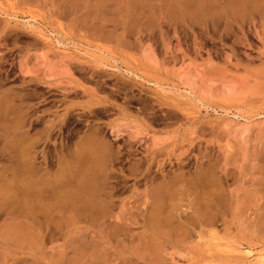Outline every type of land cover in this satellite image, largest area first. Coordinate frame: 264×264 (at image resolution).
<instances>
[{
	"label": "rangeland",
	"instance_id": "374dc122",
	"mask_svg": "<svg viewBox=\"0 0 264 264\" xmlns=\"http://www.w3.org/2000/svg\"><path fill=\"white\" fill-rule=\"evenodd\" d=\"M246 1L0 0V173L20 136L30 182L68 184L78 247L57 264H264V0Z\"/></svg>",
	"mask_w": 264,
	"mask_h": 264
},
{
	"label": "crops",
	"instance_id": "0c3cea01",
	"mask_svg": "<svg viewBox=\"0 0 264 264\" xmlns=\"http://www.w3.org/2000/svg\"><path fill=\"white\" fill-rule=\"evenodd\" d=\"M22 122L23 119L19 118L10 125L17 128ZM26 144L25 137H16L13 171L8 177L3 175L5 173H0V191L6 189L8 193L0 192V211L4 214L0 220V264H21V262L57 264L64 259L66 253L64 248L70 246V243L73 247H78L79 231L75 230L70 233L67 228L71 223L79 221V208L78 205L73 206L72 209L69 208L68 185L60 179V176L51 177L52 179H47V181L45 177H42L36 181L40 186L30 182L29 175L33 170V162ZM63 169V166H60L58 174H61ZM80 171L78 168L77 173L79 174ZM61 184L63 185L60 186ZM41 188L54 190L49 198H45L42 193L45 189ZM55 195L59 198L56 199ZM43 223H49L52 227V234H48L42 228ZM65 229H67L65 239L51 244L50 238H56V236L62 238Z\"/></svg>",
	"mask_w": 264,
	"mask_h": 264
},
{
	"label": "bare ground",
	"instance_id": "6f19581e",
	"mask_svg": "<svg viewBox=\"0 0 264 264\" xmlns=\"http://www.w3.org/2000/svg\"><path fill=\"white\" fill-rule=\"evenodd\" d=\"M245 1H246V0H245ZM248 1H251V0H248ZM254 1H255V0H252V2H254ZM257 1H258V0H257ZM257 1L253 4V5L255 6L254 8H256V9H254V10H257V8H259V7H256V5H255V4H257V3H259V5H260V2H257ZM231 2H232V1H231ZM231 2H230V3H231ZM238 2H239V1H238ZM252 2H251V3H252ZM234 3H236V2H234ZM240 3H242V2H240ZM245 3H247V1H246ZM236 4L238 5L239 3H236ZM199 5H200V4H199ZM228 5H230V4H228ZM232 5H233V4H232ZM239 5H240V4H239ZM241 5L243 6V4H241ZM241 5H240V6H241ZM248 5L250 6V8H251V7L253 8V6H251L252 4H249V2H248V4H247V6H248ZM263 5H264V4H263ZM263 5H261V7H262ZM216 6H217V5H216ZM209 7H210V6H209ZM244 7H245V6H244ZM235 8H236V6H235ZM235 8H234V10H235ZM241 8H243V7H241ZM245 8H246V7H245ZM232 9H233V7H232ZM232 9H231V10H232ZM237 9H240L239 6L237 7ZM248 9H249V7H248ZM248 9H245V10H244V11H246V13H245L244 11H242L243 9L241 10V12L245 13V15H246ZM210 10H211V9H210ZM219 10H220V9H219ZM251 10H252V9H251ZM259 10H260V9H259ZM259 10H258V11H259ZM190 11H191V10H190ZM199 11H200V10H199ZM204 11H205V10H204ZM223 11H224V10H223ZM236 11H237V10H235V12H236ZM238 11H239V10H238ZM238 11H237V13H239ZM260 11H261V10H260ZM263 11H264V10H263ZM211 12H212V11H211ZM233 12H234V11H233ZM248 12H249V11H248ZM261 12H262V11H261ZM199 13H200V12H199ZM213 13H214V12H212V14H213ZM231 13H232V12H231ZM207 14H208V13H207ZM214 14H215V13H214ZM234 14H235V13H234ZM251 14H252V12H251ZM262 14L264 15L263 12H262ZM175 15H176V14H175ZM198 15H199V14H198ZM242 15H243V14H242ZM252 15H254V14H252ZM185 16H186V15H185ZM187 16H188V15H187ZM212 16H213V15H212ZM229 16H230V14H229ZM229 16H228V17H229ZM234 16H235V15H234ZM234 16H233V17H234ZM237 16H238V15H237ZM237 16H236V17H237ZM239 16H240V13H239ZM246 16H247V15H246ZM175 17H176V16H175ZM231 17H232V16H231ZM242 17H244V15H243ZM242 17H241V18H242ZM203 18H204V16H203ZM253 18H254V16H253ZM247 19H249V18H247ZM256 19H257V18H256ZM239 20H240V19H239ZM200 21H201V20H200ZM229 21H230V20H229ZM243 21H244V20H243ZM243 21H242V22H243ZM16 121H17V120H16ZM17 123H18V122H17ZM91 137H92V136H91ZM90 139H91V138H90ZM87 140H88V139H87ZM85 141H86V140H85ZM88 141H89V140H88ZM92 141H94V140H92ZM83 142H84V141H83ZM17 143H18V142H17ZM84 143H85V142H84ZM85 144H87L88 147H89V145L91 144V141H90V144H88L87 141H86ZM92 144L94 145V143H92ZM19 147H20L21 149H23L21 146H19ZM90 147H92V146H90ZM94 147H95V145H94ZM83 148H84V150H83ZM86 148H87V146H85V145L83 146V145H82V151H80V152L77 153V155L79 156V158H82V156L85 155V152L87 151ZM87 149H88V148H87ZM91 149H95V148H91ZM23 150H24V149H23ZM90 151H91V150H90ZM94 151H95V150H94ZM97 151H98V149H97ZM88 152H89V150H88ZM90 154H91V153H90ZM71 155H72V154H71ZM91 155H92V154H91ZM96 155H97V154H96ZM101 155H102V154H101ZM78 156H77V157H78ZM92 156H93V155H92ZM102 157H103V156H102ZM87 158H88V157H87ZM89 158H90V157H89ZM91 158H92V157H91ZM60 159H61V158H60ZM83 160H85V158H84ZM72 162H73V161H72ZM79 163H80V162H79ZM64 165H65V164H64ZM79 166H80V165H79ZM86 166H87V164H86ZM63 168H65V167H63ZM74 168H75V167H74ZM62 171H63V170H62ZM62 171H61V172H62ZM66 171H67V170H66ZM61 172H60V173H61ZM80 172H81V171H80ZM87 172H89V171H87ZM90 172H91V171H90ZM90 172H89V173H90ZM94 173H95V172H94ZM94 173H93V174H94ZM59 175H60V174H59ZM22 176H23V175H22ZM27 176H28V174H27ZM27 176H26V177H27ZM56 176H57V175H56ZM178 176H179V175H178ZM202 176H203V175H202ZM51 177H52V176H51ZM72 178H73V177H72ZM197 178H198V177H197ZM39 179H40V178H39ZM65 179H66V178H65ZM175 179H177V177H176ZM56 180H57V179H56ZM61 180H62V179H61ZM46 181H47V180H46ZM57 181H58V180H57ZM40 182H41V181H40ZM40 182H39V183H40ZM54 182H55V180H54ZM66 182H67V181H66ZM55 183H57V182H55ZM92 183H93V182H92ZM36 184H38V183H36ZM41 184H44V183L41 182ZM38 185H39V184H38ZM45 185H46V184H45ZM57 185H58V184H57ZM62 185H63V184H61L60 186H62ZM67 185H68V184H67ZM84 185H85V184H84ZM87 185H88V184H87ZM90 185H92V184H90ZM36 186H37V185H36ZM39 186H40V185H39ZM42 186H43V185H42ZM64 186H65V185H64ZM162 186H163V185H162ZM49 187H50V186H49ZM57 187H58V186H57ZM42 188H43V187H42ZM42 188H41V189H42ZM54 188H55V187H54ZM67 188H68V187H67ZM77 188H78V187H77ZM80 188H81V187H80ZM1 189H2V188H1ZM4 189H5V188H4ZM11 189H12V188H11ZM44 189H45V188H44ZM44 189H42V190H44ZM84 189H85V188H84ZM7 190H9V189H7ZM38 190H39V189H38ZM53 190H54V189H53ZM53 190H52V191H53ZM56 190H57V189H56ZM62 190H63V189H62ZM4 191H5V193L7 192L6 189H5ZM4 191H2L3 194H4ZM39 191H40V190H39ZM88 191H89V190H88ZM94 191H95V190H94ZM0 192H1V191H0ZM2 192H1V193H2ZM42 192H43V191H42ZM46 192H47V191H46ZM74 192H75V191H74ZM171 192H172V191H171ZM40 193H41V192H40ZM84 193H85V192H84ZM86 193H87V191H86ZM86 193H85V194H86ZM88 193H89V192H88ZM90 193H91V192H90ZM6 194H8V193H6ZM41 194H42V193H41ZM72 194H74V193H72ZM1 195H2V194H1ZM49 195H50V194H49ZM56 195H57V194H56ZM56 195H55V196H56ZM68 195H69V194H68ZM157 195H158V194H157ZM2 196H3V195H2ZM90 196H91V195H90ZM158 196H159V195H158ZM41 197H42V196H41ZM31 198H32V197H31ZM36 198H37V197H36ZM39 198H40V197H39ZM39 198H38V199H39ZM58 198H59V197L56 196V199H58ZM32 199H33V198H32ZM51 200H52V198H51ZM33 201H34V200H33ZM61 201H62V200H61ZM73 201H75V200H73ZM36 202H37V201H36ZM48 202H49V201H48ZM54 202H55V201H54ZM54 202H53V203H54ZM64 202H65V201H64ZM56 203H57V200H56ZM58 203H59V202H58ZM58 203H57V204H58ZM36 204H37V203H36ZM64 204H65V203H64ZM58 205H59V204H58ZM58 205H57V206H58ZM47 207H48V206H47ZM49 207H50V205H49ZM54 207H55V206H54ZM63 207H64V206H63ZM35 209H36V208H35ZM101 210H102V209H101ZM157 210H158V209H157ZM158 211H159V210H158ZM161 211H162V210H161ZM160 216H161V215H160ZM53 217H54V216H53ZM155 217H156V216H155ZM149 218H150V217H149ZM54 220H55V219H54ZM56 220H57V219H56ZM63 220H64V218H63ZM20 221H21V220H20ZM24 221H25V220H24ZM57 221H58V220H57ZM147 221H148V220H147ZM165 221H166V220H165ZM17 222H18V221H17ZM150 223H151V222H150ZM158 223H159V222H158ZM163 223H164V222H163ZM154 224H155V223H154ZM19 225H20V224H19ZM21 225H22V224H21ZM155 225H156V224H155ZM155 225H154V226H155ZM21 227H23V226H21ZM28 227H29V226H28ZM28 227H27V228H28ZM157 227H158V226H157ZM162 227H163V226H162ZM16 228H17V227H16ZM19 228H20V227H19ZM19 228H18V229H19ZM24 228H25V227H24ZM27 228H26V229H27ZM31 228H32V226H31ZM31 228H29V229H31ZM21 229H22V228H21ZM21 229H20V230H21ZM25 232H26V231H25ZM158 232H159V231H158ZM162 232H163V231H162ZM33 234H34V233H33ZM149 234H150V233H149ZM161 234H162V233H161ZM34 236H35V235H34ZM166 237H167V236H166ZM40 239H41V237H40ZM33 241H34V240H33ZM156 243H157V242H156ZM153 244H154V243H153ZM155 245H156V244H155ZM153 246H154V245H153ZM152 249H153V248H152Z\"/></svg>",
	"mask_w": 264,
	"mask_h": 264
}]
</instances>
